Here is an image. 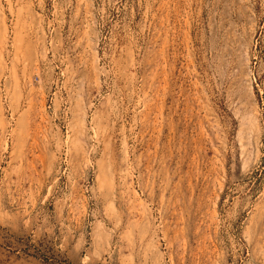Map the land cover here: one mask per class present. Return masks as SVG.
Returning <instances> with one entry per match:
<instances>
[{"label":"rangeland","instance_id":"1","mask_svg":"<svg viewBox=\"0 0 264 264\" xmlns=\"http://www.w3.org/2000/svg\"><path fill=\"white\" fill-rule=\"evenodd\" d=\"M0 264H264V0H0Z\"/></svg>","mask_w":264,"mask_h":264}]
</instances>
